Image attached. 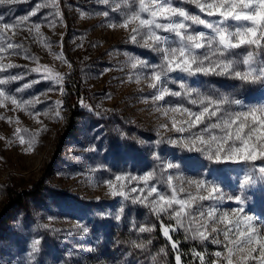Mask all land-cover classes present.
I'll list each match as a JSON object with an SVG mask.
<instances>
[{"label":"rangeland","instance_id":"rangeland-1","mask_svg":"<svg viewBox=\"0 0 264 264\" xmlns=\"http://www.w3.org/2000/svg\"><path fill=\"white\" fill-rule=\"evenodd\" d=\"M28 3L26 14L13 12ZM51 3L52 0H16L0 5L6 9L0 12L4 17L0 24H15L36 5H49L14 30L0 29L7 32L14 45L23 46L16 50L19 54L0 53V64L19 65L0 71V79L23 77L0 88L18 100L39 97L43 101L34 108L20 109L8 101L0 107V137L4 138L0 139V264H175L177 253H173L167 239L157 234L161 218L148 202H134L132 197L138 193L128 191L146 186L142 180L124 181L128 198L112 197L106 181H115L117 175L143 177L152 172L149 183L164 190L168 175L173 176L174 184L185 181L186 188L188 180L215 181L225 199L201 202L204 210L215 207L219 213L230 212L238 205L227 196L239 195L244 198L245 213L252 215L256 227L264 231V182L241 187L251 165L216 164L201 152L170 143L190 133L172 129L173 113L165 116L162 110L157 111L178 105L198 111L199 106L190 100L209 92L240 99L245 106L259 105L264 102V84L257 82V92L239 97L233 89L237 80L174 72L167 87L182 95L153 103L154 90L147 79L152 69H132L131 64L132 58L160 63L161 53L144 47L142 39L132 43L128 30L108 26L121 23L125 13L138 10V0H130L132 7L124 6L122 0H109L107 5L102 0H57L56 7ZM116 3L122 4L121 9L111 11ZM180 6L204 15L190 3ZM106 10L107 18L103 15ZM49 21H54L55 27H50ZM35 23L40 24L39 32L34 28L30 32ZM197 30L207 31L202 27ZM3 43L0 35V44ZM60 55L63 59L58 58ZM29 56L33 59L26 58ZM36 67L41 72L31 71ZM45 67L53 76L60 73L63 84L44 80L42 77L49 75L43 71ZM33 80L39 83L23 92L15 90ZM180 83L193 90L191 96L180 88ZM57 101L61 102L59 107ZM36 111L38 116L30 114ZM175 115L178 120L182 118ZM17 128L25 136V145L19 144ZM29 140L31 151L26 150ZM168 163L174 167L168 169ZM9 191L29 193L23 194L21 203L10 204L6 196ZM163 220L165 225L174 224L166 215ZM208 223L211 227L213 222ZM140 227L155 230L141 233ZM212 235L223 240L221 233ZM172 236L179 242L182 264H201L197 252L204 254V264H213L218 259L215 252L224 253L221 245L210 242L211 237L201 242L191 239L188 233L185 240L183 229ZM36 241L39 243L33 251ZM138 244L144 247H136ZM219 264L226 261L221 258Z\"/></svg>","mask_w":264,"mask_h":264},{"label":"snow or ice","instance_id":"snow-or-ice-1","mask_svg":"<svg viewBox=\"0 0 264 264\" xmlns=\"http://www.w3.org/2000/svg\"><path fill=\"white\" fill-rule=\"evenodd\" d=\"M16 0H0V5H9ZM107 5L109 0H102ZM126 7H132L130 0H122ZM180 3H190L203 13L190 12L181 7ZM52 7L57 6V0H52ZM41 7H49L48 4L36 5L28 14L19 18L15 24L2 23L0 29L14 30L31 16L37 15ZM122 4L116 3L111 11L121 9ZM56 15H60L59 12ZM107 18L109 10L103 12ZM206 17L216 18L214 21ZM4 17L0 15V21ZM50 27H55L54 21H49ZM111 28L121 27L130 33V41L139 43L143 40V46L152 51L161 53L160 63L149 64L147 61L132 58V69L149 68V87L154 90L151 95L153 103L165 101L167 96L180 97V91H171L167 87V81L171 73H182L186 76L197 74L217 75L239 80L244 83L264 84V0H138V10L133 9L125 13L119 24H109ZM200 27L207 31L197 30ZM39 32L40 24L35 23L29 28ZM167 33L169 35H161ZM15 34V33H13ZM4 37V43L0 44V53L22 48L20 44L14 45L8 38L6 31L0 32ZM174 37V39H170ZM139 38V39H138ZM50 47V45H46ZM33 59V57H26ZM63 59L62 55L58 56ZM67 63V61H64ZM19 65L0 64V71L5 68L18 67ZM32 72H41L40 67L31 69ZM42 78L51 80L56 85H62L64 77L60 73L51 75V69L44 68ZM23 79L22 76H11L10 79H0V85L11 81ZM139 79V77H138ZM39 83L33 80L17 87V92H23L33 84ZM180 88L185 89L191 96L193 90H188L185 83H180ZM52 88H49L51 91ZM63 92V87L59 88ZM5 101L20 109L34 108L36 104L43 103L39 97L33 100H18L15 95H10L0 88V107L5 106ZM82 103V102H81ZM193 105H198L199 110L178 105L175 107L157 108L163 111L165 116L173 113L171 127L179 133L188 132L190 135L179 140H172V144H181L189 151H198L206 155V158L216 164L236 163L251 165V170L243 178L242 188H247L257 181L264 182V102L259 105L245 106L240 99H229L227 95L218 92H209L206 95L198 94L196 99L190 100ZM61 102L57 101L59 107ZM235 106L233 108L232 106ZM176 113L182 118L177 119ZM39 115V112L30 113ZM59 117L60 112L56 111ZM11 123V118H9ZM168 127V125H164ZM26 131V130H24ZM20 128L15 130V135L20 145H25V136ZM0 139H4L0 137ZM27 151L32 150L29 140ZM174 165L167 164L171 169ZM211 171V170H209ZM258 173L259 175H256ZM154 174L149 172L143 177L131 175H117L115 181L108 180L106 184L112 197L128 198L124 181L142 180L146 187H132L131 193H138L133 198L134 202H148L152 211L160 217L159 228L162 234L171 244V249L176 251L175 264H182L181 255L178 252L179 242L173 240L172 233L181 229L187 240L188 233L191 239H199L201 242L209 241L221 245L224 253L216 251L218 258L213 264H219L221 258L226 264H264V231L256 227L255 218L245 213L242 206L244 198L241 196H227L228 200H234L238 207L230 212L219 213L217 208L210 207L204 210L201 202L223 200L225 194L215 181L208 179H193L186 181L189 187H184L185 181L179 185L173 183V176L168 175L165 183L166 190L150 184ZM116 182H120L117 184ZM193 190L195 194H193ZM151 198V199H150ZM167 216L174 224L165 225L163 216ZM209 221L212 226L209 227ZM223 225V227H219ZM155 228L140 227L139 232L153 231ZM87 231V229H85ZM213 233H221L223 240ZM36 241L32 245L36 251ZM138 248L143 245H136ZM201 264H204V254L195 253Z\"/></svg>","mask_w":264,"mask_h":264},{"label":"trees","instance_id":"trees-1","mask_svg":"<svg viewBox=\"0 0 264 264\" xmlns=\"http://www.w3.org/2000/svg\"><path fill=\"white\" fill-rule=\"evenodd\" d=\"M28 4H22L20 6H18V8H16L13 12L14 13H21V14H26L29 11V7ZM6 9L0 6V12L5 11ZM5 13V12H4ZM76 85V84H75ZM233 89L236 92V95L239 97H243L245 95L251 94L253 92H257L260 88H258V84L256 83H244L241 82L239 80L235 81L234 85H233ZM80 96V95H78ZM76 105V104H75ZM77 109V106L75 107V110ZM162 146L158 147V150H161ZM28 191H22V192H7L6 196L7 199L9 201L10 204H14V203H21L22 199H23V194H28ZM157 224H159L157 222ZM158 236L161 237L162 239L166 240L167 238H165L162 234V231L159 228L158 225V232H157ZM168 241V240H166ZM173 253H176L175 251H173ZM174 256V255H173Z\"/></svg>","mask_w":264,"mask_h":264}]
</instances>
